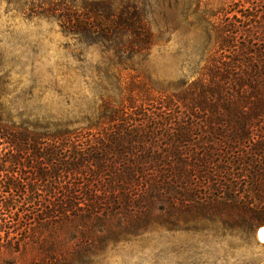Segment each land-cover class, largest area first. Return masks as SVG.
Returning <instances> with one entry per match:
<instances>
[{"label":"trees","instance_id":"trees-1","mask_svg":"<svg viewBox=\"0 0 264 264\" xmlns=\"http://www.w3.org/2000/svg\"><path fill=\"white\" fill-rule=\"evenodd\" d=\"M245 3L240 16L218 11L197 78L177 92L129 85L85 128L17 124L0 95V211L23 203L1 221L13 229L22 215L31 264H90L155 228L264 227V0ZM39 4L88 45L132 54L152 44L136 5Z\"/></svg>","mask_w":264,"mask_h":264},{"label":"rangeland","instance_id":"rangeland-1","mask_svg":"<svg viewBox=\"0 0 264 264\" xmlns=\"http://www.w3.org/2000/svg\"><path fill=\"white\" fill-rule=\"evenodd\" d=\"M42 1L0 0V95L15 123L52 131L87 127L104 104L118 105L129 85L177 92L205 63L212 45L209 30L223 18L218 11L231 18L251 5L245 0H114L138 6L153 36L147 50L130 54L64 33L56 19L39 14ZM22 204L8 212L1 207L0 264L35 260L23 249L24 236L32 231L21 223L22 215L17 224L12 221L13 229L1 221L14 218ZM256 233L210 223L187 230L155 228L110 245L90 264H264V241Z\"/></svg>","mask_w":264,"mask_h":264},{"label":"water","instance_id":"water-1","mask_svg":"<svg viewBox=\"0 0 264 264\" xmlns=\"http://www.w3.org/2000/svg\"><path fill=\"white\" fill-rule=\"evenodd\" d=\"M263 228H264V227L259 228V229L257 230V233H256L257 238H258L260 241H262V239H261V235H260V232H261V230H262Z\"/></svg>","mask_w":264,"mask_h":264},{"label":"snow or ice","instance_id":"snow-or-ice-1","mask_svg":"<svg viewBox=\"0 0 264 264\" xmlns=\"http://www.w3.org/2000/svg\"><path fill=\"white\" fill-rule=\"evenodd\" d=\"M261 239H262V241H264V231H262V233H261Z\"/></svg>","mask_w":264,"mask_h":264},{"label":"bare ground","instance_id":"bare-ground-1","mask_svg":"<svg viewBox=\"0 0 264 264\" xmlns=\"http://www.w3.org/2000/svg\"><path fill=\"white\" fill-rule=\"evenodd\" d=\"M262 231H264V228L261 230L260 235H261Z\"/></svg>","mask_w":264,"mask_h":264}]
</instances>
